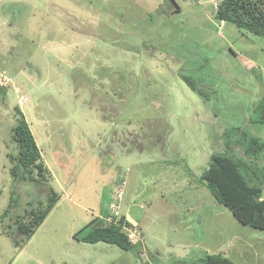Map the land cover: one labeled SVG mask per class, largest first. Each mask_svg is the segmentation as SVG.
Segmentation results:
<instances>
[{
  "label": "rangeland",
  "instance_id": "obj_1",
  "mask_svg": "<svg viewBox=\"0 0 264 264\" xmlns=\"http://www.w3.org/2000/svg\"><path fill=\"white\" fill-rule=\"evenodd\" d=\"M219 1L0 0V264H178L204 253L264 264V229L241 224L201 181L224 125L264 140L254 119L264 37L220 21ZM16 107L48 169L42 184L11 173ZM51 188L57 204L25 238L16 216ZM108 212L140 243L74 237Z\"/></svg>",
  "mask_w": 264,
  "mask_h": 264
},
{
  "label": "trees",
  "instance_id": "obj_2",
  "mask_svg": "<svg viewBox=\"0 0 264 264\" xmlns=\"http://www.w3.org/2000/svg\"><path fill=\"white\" fill-rule=\"evenodd\" d=\"M216 17L220 21L232 22L238 28L264 37V0H220ZM182 78L191 89L197 90L195 80L188 75H182ZM197 92L204 101H209L208 92ZM16 109L18 115L16 123L11 127L10 136L15 142L17 153L10 155L13 162L11 173L15 177L20 176L21 179L42 184V178L48 173V169L28 122L19 108ZM254 114L255 122H264V101L256 107ZM245 127V124L238 123L224 125L219 136V142L222 143L220 150L209 155L201 181L217 202L224 205L241 224L264 229V164L261 162L264 157V140L248 132ZM34 172L37 177L33 176ZM59 197L51 188L50 194L44 200H39L37 207H32L29 211L25 208L23 215L16 216L18 229L25 238L34 234L55 207ZM109 217L111 220L106 221ZM129 225L132 224L124 215L116 220L115 215L108 212L93 217L74 234V237L87 243L101 241L114 244L129 251L140 243H133L128 237L125 226ZM15 245H18V241H15ZM176 263L237 264L221 253H204L196 261L182 259Z\"/></svg>",
  "mask_w": 264,
  "mask_h": 264
},
{
  "label": "built area",
  "instance_id": "obj_3",
  "mask_svg": "<svg viewBox=\"0 0 264 264\" xmlns=\"http://www.w3.org/2000/svg\"><path fill=\"white\" fill-rule=\"evenodd\" d=\"M128 237H129V232H128Z\"/></svg>",
  "mask_w": 264,
  "mask_h": 264
},
{
  "label": "clouds",
  "instance_id": "obj_4",
  "mask_svg": "<svg viewBox=\"0 0 264 264\" xmlns=\"http://www.w3.org/2000/svg\"><path fill=\"white\" fill-rule=\"evenodd\" d=\"M117 197H119L118 195H117ZM128 234V233H127Z\"/></svg>",
  "mask_w": 264,
  "mask_h": 264
}]
</instances>
